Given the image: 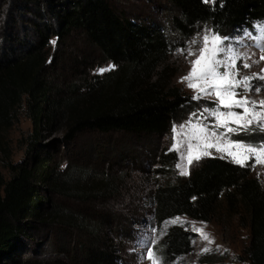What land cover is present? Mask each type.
<instances>
[{
	"label": "rangeland",
	"instance_id": "374dc122",
	"mask_svg": "<svg viewBox=\"0 0 264 264\" xmlns=\"http://www.w3.org/2000/svg\"><path fill=\"white\" fill-rule=\"evenodd\" d=\"M107 1L121 15L143 24L155 22L172 38H177L170 25L175 11L167 0ZM52 10L47 0H0V60L18 57L24 52L15 37L20 42L35 41L39 37L37 32L45 26L58 31ZM260 24L264 22L227 34L201 26L191 38L175 42V50L167 62L168 74L172 76V84L190 99V104L173 125L178 127L191 113L211 106L206 99L191 100L193 90L181 82L190 70V61L195 59L187 56L188 49L197 50L208 30L236 49L247 43L254 49V38L259 35L254 26ZM53 40L55 45L51 43ZM192 40L201 43L192 45ZM46 53L44 77L50 87L51 102L60 109L68 110V104L80 109L86 106L87 83L103 79L116 68L81 30L65 36L52 32ZM102 68L111 70L100 74ZM252 83L260 85L259 81ZM39 127L36 139L26 99L10 111V124L1 130L0 167L9 179L10 164L30 168L38 159L46 158L56 183H39V191L45 202L44 209L55 211L56 217L32 222L15 254L16 260H2L1 264L58 259L80 263L87 248L102 244L115 250L119 264H150L145 258L146 250L150 249L163 264H251L248 255L251 221L242 205L222 200L207 220L180 216L176 217L179 218L176 224L172 223L176 218L162 225L155 221L151 192L158 185L173 183L178 176H183L176 168L181 162L179 153L169 151L173 126L161 135L85 130L72 136L68 120L58 115L52 124L42 123ZM232 139L259 144L264 141V132L241 133ZM212 153L211 156H220L215 150ZM208 157L189 165L188 174ZM251 163L244 166L249 178L264 186V169L252 167ZM174 225L188 234L191 251L171 261L164 255L163 242ZM193 226L202 228L213 243L203 240L193 231ZM214 231L217 236L213 240ZM204 248L211 251L204 253Z\"/></svg>",
	"mask_w": 264,
	"mask_h": 264
},
{
	"label": "trees",
	"instance_id": "16d2710c",
	"mask_svg": "<svg viewBox=\"0 0 264 264\" xmlns=\"http://www.w3.org/2000/svg\"><path fill=\"white\" fill-rule=\"evenodd\" d=\"M36 1V0H35ZM175 14L171 28L176 39L157 23H139L114 10L107 0H47L58 31L45 26L35 41L20 42L24 52L0 60V146L1 130L10 124V111L28 101L35 125H50L58 115L70 124L71 135L85 130L101 133L124 132L134 135L165 134L189 107L190 99L172 84L167 62L176 41L189 39L201 26L219 34L264 22V0H167ZM83 31L115 70L103 79L87 83L88 104L83 108L67 105L57 108L50 99L44 71L48 63L46 47L52 32L65 36ZM1 148V147H0ZM7 179L0 167V264L14 260L20 243L32 222L55 218V211L44 209L39 183H56L46 158L30 168L9 165ZM167 174V173H166ZM153 215L158 225L187 216L207 220L218 202H234L245 207L251 221V264H264V186L249 178L245 167L221 159L206 158L188 175L173 183L160 184L151 192ZM188 234L171 226L163 242L164 255L171 261L191 251ZM16 260V259H15ZM115 250L106 244L93 245L83 262L58 259L51 262L20 264H119Z\"/></svg>",
	"mask_w": 264,
	"mask_h": 264
},
{
	"label": "snow or ice",
	"instance_id": "6c2138e0",
	"mask_svg": "<svg viewBox=\"0 0 264 264\" xmlns=\"http://www.w3.org/2000/svg\"><path fill=\"white\" fill-rule=\"evenodd\" d=\"M254 27L259 33L254 38L257 41L256 46L264 51V24ZM51 43L55 45L56 42L53 40ZM198 43L201 41H191L192 45ZM187 56L195 59L190 61V70L181 78V82L193 90L191 100L206 99L211 106L191 113L189 119L178 127L173 125L169 151L179 153L181 162L176 164V168L180 170V175H188V166L211 156L212 150L220 154L219 158L230 159V162L242 167L249 166L250 161L252 167L264 165V141L251 144L232 139V136L241 133L257 130L264 132V100L257 102L247 95L253 90L254 80L261 81L255 87L257 93L264 88V76H241V68L251 67L244 62L245 55L226 44L225 39L211 30L205 32L197 50L191 47L188 49ZM109 70L111 69L102 68L99 73ZM178 221L179 218H176L172 223L176 224ZM193 231L203 240L213 243L202 228L193 226ZM202 251L207 253L211 249L204 248ZM145 258L150 264H163L154 250H146Z\"/></svg>",
	"mask_w": 264,
	"mask_h": 264
},
{
	"label": "bare ground",
	"instance_id": "6f19581e",
	"mask_svg": "<svg viewBox=\"0 0 264 264\" xmlns=\"http://www.w3.org/2000/svg\"><path fill=\"white\" fill-rule=\"evenodd\" d=\"M256 43L257 41L254 42V46H255L254 49L249 48L250 46L248 43L243 47L237 48V50L240 53L245 55L246 59L244 62L251 65L250 68L240 69L241 76H248L253 74H259L261 76H264V59H261V57H264V51H262L259 47H257ZM256 65H258V67H256ZM254 81H259V84H261V81L258 79ZM256 86L257 84H253V90L247 95L251 100L259 102L264 100V90L263 91L261 90L259 93H257L254 89ZM257 167L261 170L264 169V165H258ZM216 236L217 233L214 231L213 240L215 239Z\"/></svg>",
	"mask_w": 264,
	"mask_h": 264
}]
</instances>
